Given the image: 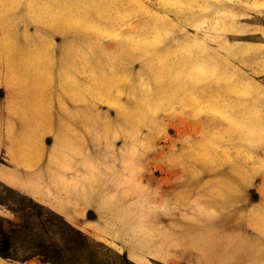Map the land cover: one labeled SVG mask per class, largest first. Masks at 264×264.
<instances>
[{
	"label": "rangeland",
	"instance_id": "rangeland-1",
	"mask_svg": "<svg viewBox=\"0 0 264 264\" xmlns=\"http://www.w3.org/2000/svg\"><path fill=\"white\" fill-rule=\"evenodd\" d=\"M0 198L100 262L264 264V0H0Z\"/></svg>",
	"mask_w": 264,
	"mask_h": 264
},
{
	"label": "trees",
	"instance_id": "trees-1",
	"mask_svg": "<svg viewBox=\"0 0 264 264\" xmlns=\"http://www.w3.org/2000/svg\"><path fill=\"white\" fill-rule=\"evenodd\" d=\"M0 206L17 218L15 222L0 218V257L4 260L18 264H24L34 258L42 264H131L124 256L118 255L116 256L122 263L109 259L98 261L97 252L79 231L67 224L66 230H60L53 222L47 221L44 215H38L39 212L20 201L0 198ZM30 219L43 220L48 227L43 223L39 229H34L28 221ZM49 230L53 236L58 235L65 239L62 248L56 246L53 239L46 238ZM73 232L78 238L71 235ZM86 252L89 256L83 259Z\"/></svg>",
	"mask_w": 264,
	"mask_h": 264
},
{
	"label": "crops",
	"instance_id": "crops-1",
	"mask_svg": "<svg viewBox=\"0 0 264 264\" xmlns=\"http://www.w3.org/2000/svg\"><path fill=\"white\" fill-rule=\"evenodd\" d=\"M0 264H4V262L2 260H0Z\"/></svg>",
	"mask_w": 264,
	"mask_h": 264
}]
</instances>
